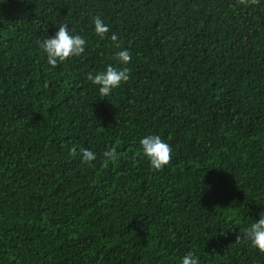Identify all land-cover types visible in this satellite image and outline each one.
I'll use <instances>...</instances> for the list:
<instances>
[{"label": "trees", "instance_id": "obj_1", "mask_svg": "<svg viewBox=\"0 0 264 264\" xmlns=\"http://www.w3.org/2000/svg\"><path fill=\"white\" fill-rule=\"evenodd\" d=\"M61 25L87 43L52 68L39 42ZM109 65L130 79L101 96L86 76ZM260 214L264 0H0V264H264L235 242Z\"/></svg>", "mask_w": 264, "mask_h": 264}, {"label": "clouds", "instance_id": "obj_2", "mask_svg": "<svg viewBox=\"0 0 264 264\" xmlns=\"http://www.w3.org/2000/svg\"><path fill=\"white\" fill-rule=\"evenodd\" d=\"M239 4L256 5L259 0H238ZM95 34L101 39H105L107 33L110 31L109 26L99 17H93ZM114 42L116 48H120L118 37L113 33L110 37ZM86 40L80 35H72L69 32L67 25H61L54 37H47L39 42V47L46 54L47 63L52 68L57 67L58 63H62L72 57H79L85 51ZM114 59L121 65H127L132 57L127 49L118 51ZM131 69L128 67L116 68L111 65L106 67L103 72L93 74L89 72L86 76L88 81L93 85L98 86V91L101 96H108L112 91L118 88L121 83L127 82L130 79ZM142 154L149 161L150 167L154 171H162L165 166L169 165L172 160V148L164 142L159 135H148L139 141ZM79 154L82 158V163L92 166L91 162L96 160V154L88 149L80 148ZM70 156L77 155V148L69 149ZM102 166L107 168L110 162H115L118 159L116 150L109 149L104 151ZM241 240L250 241L251 246L256 248L259 252L264 253V215L260 214L257 221L253 222L251 226L240 232L236 236L235 242L239 243ZM181 264H200L199 259L189 251L181 260Z\"/></svg>", "mask_w": 264, "mask_h": 264}]
</instances>
